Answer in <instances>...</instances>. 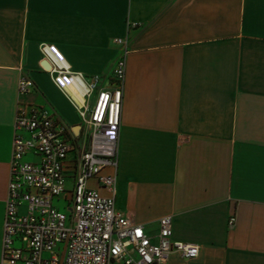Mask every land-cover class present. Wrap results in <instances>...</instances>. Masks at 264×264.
<instances>
[{"label":"crops","instance_id":"obj_1","mask_svg":"<svg viewBox=\"0 0 264 264\" xmlns=\"http://www.w3.org/2000/svg\"><path fill=\"white\" fill-rule=\"evenodd\" d=\"M124 37L116 209L199 246L167 264H264V0H0V258L19 77L76 133L40 47L105 85Z\"/></svg>","mask_w":264,"mask_h":264},{"label":"built area","instance_id":"obj_2","mask_svg":"<svg viewBox=\"0 0 264 264\" xmlns=\"http://www.w3.org/2000/svg\"><path fill=\"white\" fill-rule=\"evenodd\" d=\"M114 41L122 54L105 85L71 71L55 46L40 47L53 83L77 112L76 133L47 106L24 102L36 85L19 77L0 264H167L173 253L199 256V246L172 238L171 215L151 235L116 209L129 38ZM60 197L64 211L54 204Z\"/></svg>","mask_w":264,"mask_h":264},{"label":"rangeland","instance_id":"obj_3","mask_svg":"<svg viewBox=\"0 0 264 264\" xmlns=\"http://www.w3.org/2000/svg\"><path fill=\"white\" fill-rule=\"evenodd\" d=\"M54 204L59 207L62 211L66 210V202L62 199V197L60 198H55L54 199Z\"/></svg>","mask_w":264,"mask_h":264},{"label":"water","instance_id":"obj_4","mask_svg":"<svg viewBox=\"0 0 264 264\" xmlns=\"http://www.w3.org/2000/svg\"><path fill=\"white\" fill-rule=\"evenodd\" d=\"M45 64H46V68L49 69L50 66L47 63H45Z\"/></svg>","mask_w":264,"mask_h":264}]
</instances>
